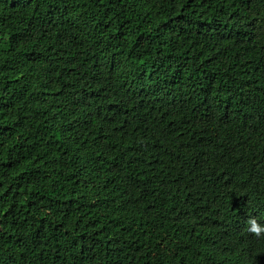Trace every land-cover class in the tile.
Segmentation results:
<instances>
[{
  "label": "trees",
  "instance_id": "trees-1",
  "mask_svg": "<svg viewBox=\"0 0 264 264\" xmlns=\"http://www.w3.org/2000/svg\"><path fill=\"white\" fill-rule=\"evenodd\" d=\"M0 264H264V0H0Z\"/></svg>",
  "mask_w": 264,
  "mask_h": 264
},
{
  "label": "clouds",
  "instance_id": "clouds-1",
  "mask_svg": "<svg viewBox=\"0 0 264 264\" xmlns=\"http://www.w3.org/2000/svg\"><path fill=\"white\" fill-rule=\"evenodd\" d=\"M251 225H252V231L259 233L262 231V229L256 224L255 220L251 221Z\"/></svg>",
  "mask_w": 264,
  "mask_h": 264
}]
</instances>
